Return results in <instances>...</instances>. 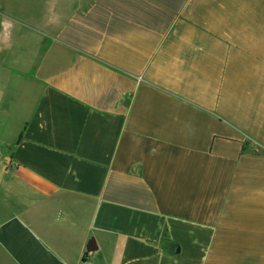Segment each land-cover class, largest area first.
<instances>
[{"label":"crops","instance_id":"obj_1","mask_svg":"<svg viewBox=\"0 0 264 264\" xmlns=\"http://www.w3.org/2000/svg\"><path fill=\"white\" fill-rule=\"evenodd\" d=\"M39 2L0 48V264H264V0Z\"/></svg>","mask_w":264,"mask_h":264},{"label":"rangeland","instance_id":"obj_2","mask_svg":"<svg viewBox=\"0 0 264 264\" xmlns=\"http://www.w3.org/2000/svg\"><path fill=\"white\" fill-rule=\"evenodd\" d=\"M38 4H40L39 0H0V48H9L11 43L16 42L18 23L33 15L27 8H35ZM17 48L16 52L10 57L9 65L20 67L25 65L30 57L33 56L35 45L31 44V41H29L28 45L21 42V45L18 43ZM0 88L4 89V85L0 84ZM1 106L2 104H0ZM10 137L11 130L9 125L6 124L5 118L0 113V142ZM5 152L9 154V152Z\"/></svg>","mask_w":264,"mask_h":264},{"label":"water","instance_id":"obj_3","mask_svg":"<svg viewBox=\"0 0 264 264\" xmlns=\"http://www.w3.org/2000/svg\"><path fill=\"white\" fill-rule=\"evenodd\" d=\"M86 249L88 252H91V251H96L97 250V245H96V242L93 238H91L87 244H86Z\"/></svg>","mask_w":264,"mask_h":264}]
</instances>
